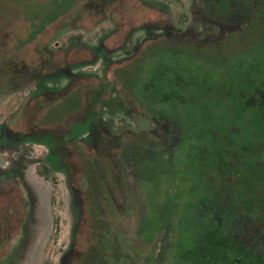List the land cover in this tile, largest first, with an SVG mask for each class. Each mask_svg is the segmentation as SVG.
<instances>
[{
  "label": "rangeland",
  "instance_id": "rangeland-1",
  "mask_svg": "<svg viewBox=\"0 0 264 264\" xmlns=\"http://www.w3.org/2000/svg\"><path fill=\"white\" fill-rule=\"evenodd\" d=\"M238 1L245 21L251 22L228 32L227 26L223 31L201 21L199 0H0V163L9 175L12 164L27 163V189L31 188L24 207L27 217L6 218L11 222L10 238L7 229L0 233V264L88 263L84 253L95 238L82 204V154L75 151L76 142L64 143L63 156L51 154L49 139L67 135L68 121L78 120L71 134L84 142L89 133L96 135L94 153L101 157L113 155L116 142L105 141L106 135L119 139L128 131L160 134L164 126L143 116L128 91L119 90L125 87L118 69L133 65L149 45L171 38V32L185 42L216 37L219 49L207 47L210 55L215 52L223 60L251 51L264 69V0ZM254 6L257 12L251 11ZM33 25L44 29L27 43ZM75 92L80 95L77 107L61 105ZM18 132L27 133L22 135L25 142L18 140ZM25 146L27 153H22ZM37 164H45L56 181L37 178ZM131 177L123 180L127 200L117 192L115 215H103L124 226L115 227L118 234L110 236L115 257L102 258L110 264L126 259L129 264H151L147 259H155L163 247L160 237L167 236L166 243L175 240V231L168 227L148 240L138 230L143 191L133 188ZM7 200L0 197V204ZM14 203L21 209L17 196ZM121 256L124 261H118ZM171 256L159 264H175ZM82 257L85 262L77 261Z\"/></svg>",
  "mask_w": 264,
  "mask_h": 264
},
{
  "label": "trees",
  "instance_id": "trees-1",
  "mask_svg": "<svg viewBox=\"0 0 264 264\" xmlns=\"http://www.w3.org/2000/svg\"><path fill=\"white\" fill-rule=\"evenodd\" d=\"M199 2L200 11L211 17L222 12L225 18L235 19L243 11L238 0ZM43 29L33 25L25 42H31ZM176 35L149 45L133 65L118 69L125 87L119 90L128 91L143 116L164 126L160 134L128 131L119 139L106 135L105 141L116 142L113 155L101 157L94 153L96 135L89 133V141L84 142L71 134L70 128L78 120L68 121L67 135L49 139L51 154L63 156L60 146L65 142H76L75 151L82 154L84 204L95 238L84 253L86 258L115 257L111 237L118 234L115 227L124 226L104 216L115 215L116 193L123 194V180L131 176L133 188L139 186L143 191L138 230L146 240L167 227H179L178 242L184 247L166 246L165 235L159 239L167 252L176 253L175 264H204L202 248L207 240L200 229L204 226L262 227L261 237L255 241L264 242V214H237L264 211L262 64L258 65L251 51L222 60L215 52H207L211 49L205 51L202 41L190 38L185 42ZM63 100L61 105L75 108L80 95L75 92ZM48 172L45 164L38 167L39 174L48 177ZM123 196L127 200V194Z\"/></svg>",
  "mask_w": 264,
  "mask_h": 264
},
{
  "label": "flooded vegetation",
  "instance_id": "flooded-vegetation-1",
  "mask_svg": "<svg viewBox=\"0 0 264 264\" xmlns=\"http://www.w3.org/2000/svg\"><path fill=\"white\" fill-rule=\"evenodd\" d=\"M240 8L243 10V8ZM237 6V7H238ZM253 9H257L256 6L252 7ZM221 11V10H219ZM199 17L201 18V21L204 23L210 25V26H216L219 30L223 29L225 31V27L227 26L226 30L228 32H235L240 30L243 26H247L250 24V22L245 21L244 19V10L241 12L240 17L235 18V19H228L223 16L222 12H219V16L216 17H211L209 16V13L202 12L198 8L197 11ZM175 35V32H171L169 35ZM202 42L206 46V49H219L217 47V38L212 37L211 38H205L202 39ZM210 47V48H207ZM234 54V53H232ZM224 56H222L223 58ZM252 54L249 55V60H252ZM253 62L255 63V59H253ZM249 64V61H248ZM220 68V67H219ZM260 81H264V74L263 76L259 79ZM252 104H255L256 101H252ZM235 126L233 125V128ZM238 129V127H237ZM18 134V140L21 139V141L26 140L23 139L24 135L27 133H16ZM23 135V136H22ZM25 142V141H24ZM23 145V144H22ZM20 145V146H22ZM63 148V146H60ZM59 147V148H60ZM23 149V150H22ZM22 153H27V146L22 147L20 149ZM8 153V152H7ZM7 157H10V154H7ZM12 164V163H11ZM44 164H37L34 167V172L35 176L37 178H43L45 180H50L52 182L56 181V177L53 174L51 170H49L48 177L45 176V174H39L38 173V167L42 166ZM3 165L0 163V197L2 196H7L8 200L6 203L0 204V209L6 210L7 214L5 216L2 215L0 211V233L4 232L5 229H7V236L8 239L10 238L9 234V228L11 225V222L9 219L6 218H17V217H27V209L24 207L25 204L27 203V163H24L23 166L19 164H12L11 169L13 168V171L11 172V175H9V170H7L5 167L2 168ZM232 180H235V177H231ZM31 182L32 179H29ZM230 180H226L228 182ZM222 180H218V183L220 184ZM232 182V181H230ZM235 182V181H233ZM20 188V189H19ZM21 191L20 193H15V191ZM35 194V192H34ZM16 196L19 198V202L22 206L21 209L14 203ZM36 197V196H35ZM84 204V203H82ZM18 207V208H17ZM83 211V210H82ZM237 214L240 215H245L246 216H251V215H256V214H264V211H255V210H248L247 212H242L238 211ZM253 222V220H251ZM170 229H173L176 233L175 235V240L170 241L166 243V246L170 247L173 249L175 246H180L184 247L182 243L178 242V237H177V230H180L179 227H172ZM204 232V241L207 240L206 242L203 243V254L205 257L204 264H264V242H257L255 241V238L261 237L258 235L259 231L262 229V227H255V226H248V225H242V226H204L200 228ZM3 235V236H6ZM27 242L25 243V245ZM165 246V247H166ZM26 247H24V250ZM166 248H160L159 253L157 254V257L155 259H147L149 262H152L151 264H159L160 262L163 261V259L167 258L168 255H172L169 259H173V261L176 259V253L174 251L167 252L165 250ZM160 256V257H158ZM84 258H78L77 261H82ZM110 260H113L110 258ZM109 260V261H110ZM84 261V260H83ZM85 261L88 262V264H110L108 263L109 261L107 259H101V258H85ZM84 261V262H85ZM118 261H124L123 259H119ZM128 261H131L129 259H126L125 262H122V264H129ZM140 261H142L140 259ZM83 262V263H84ZM146 262V261H145ZM144 261L140 264H145ZM138 263V261H137ZM85 264V263H84Z\"/></svg>",
  "mask_w": 264,
  "mask_h": 264
}]
</instances>
